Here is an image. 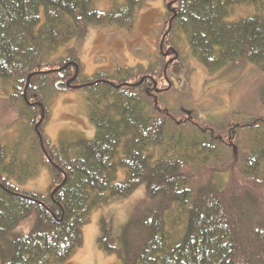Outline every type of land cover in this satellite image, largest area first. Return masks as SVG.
Segmentation results:
<instances>
[{
  "label": "trees",
  "instance_id": "1",
  "mask_svg": "<svg viewBox=\"0 0 264 264\" xmlns=\"http://www.w3.org/2000/svg\"><path fill=\"white\" fill-rule=\"evenodd\" d=\"M98 1L0 0V79L27 120L15 145L0 144V264L67 262L93 212L142 186L150 205L117 238L101 219L99 247L122 264H264V0H164L156 65L87 77L75 52L54 59L58 49L91 27L131 34L142 8L110 0L100 11ZM239 8L251 12L229 20ZM179 34L214 80L246 68L260 74L254 116L213 120L186 108ZM75 90L86 94L95 136L54 145L50 104ZM31 154L51 172L46 193L10 182L19 168L38 175Z\"/></svg>",
  "mask_w": 264,
  "mask_h": 264
},
{
  "label": "rangeland",
  "instance_id": "2",
  "mask_svg": "<svg viewBox=\"0 0 264 264\" xmlns=\"http://www.w3.org/2000/svg\"><path fill=\"white\" fill-rule=\"evenodd\" d=\"M141 2L142 8L137 15L133 33L129 34L114 27H91L84 40L73 39L61 46L53 58H66L71 52H75L84 65V74L87 77L98 72H113L117 68H133L140 65L145 68L154 67L159 55V37L166 22V7L164 0ZM95 7L100 11H109L112 2L100 0L96 2ZM249 12L250 9L239 8L229 20L245 18ZM175 40L190 70L188 83L177 84L179 89H188L191 97L188 107L186 105L188 110L200 112L203 116L209 115L213 120L241 121L256 114L255 109L250 107L258 100V91L263 84L258 72L246 68L243 72L236 71L214 80V76H209L206 68L192 55L185 36L179 34ZM12 94V85L0 79V144L3 145H15L27 125V120L20 118V104L11 101ZM50 109L52 118L46 127V134L54 145H59L61 141L94 138L95 127L88 117V102L83 90L58 93L50 104ZM246 135H243L244 139L247 138ZM31 156L32 165L29 170L39 168L38 175L28 177L24 175L25 170L19 168L10 182L27 192L46 193L52 183L51 172L38 161V155ZM124 174V170H121L120 179L124 178ZM149 205L145 188L142 186L129 197L119 198L110 205L95 210L90 222L84 227L83 246L63 264H122L118 255L107 254L99 247L101 219L105 218L110 223L112 235L117 238L122 226ZM30 225L31 220L23 224L19 231L28 232Z\"/></svg>",
  "mask_w": 264,
  "mask_h": 264
}]
</instances>
